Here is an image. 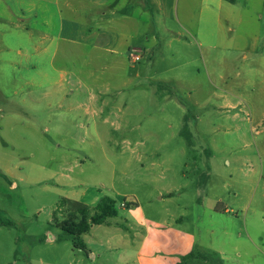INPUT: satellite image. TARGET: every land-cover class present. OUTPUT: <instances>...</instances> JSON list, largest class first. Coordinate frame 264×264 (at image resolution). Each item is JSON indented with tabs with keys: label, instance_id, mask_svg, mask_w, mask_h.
<instances>
[{
	"label": "rangeland",
	"instance_id": "rangeland-1",
	"mask_svg": "<svg viewBox=\"0 0 264 264\" xmlns=\"http://www.w3.org/2000/svg\"><path fill=\"white\" fill-rule=\"evenodd\" d=\"M200 1L167 19L152 0L157 31L146 16L124 57L65 58L62 43L54 74L52 55L0 53V219L16 223L0 224V264H87L57 226L65 197L108 196L119 217L137 200L160 217L167 188L182 189L172 214L204 250L184 264H264V8L254 0L259 29L250 14L219 30L198 21Z\"/></svg>",
	"mask_w": 264,
	"mask_h": 264
},
{
	"label": "crops",
	"instance_id": "crops-1",
	"mask_svg": "<svg viewBox=\"0 0 264 264\" xmlns=\"http://www.w3.org/2000/svg\"><path fill=\"white\" fill-rule=\"evenodd\" d=\"M131 1L133 2L130 0L125 2L123 0H0V53L14 50L18 58L23 59L20 63L31 61L32 53L37 57L42 53L45 56L52 55L54 74L59 73L53 64L62 43L68 47L64 51L65 58L71 55L69 54L71 50L85 55L90 49L95 53L110 55L112 58L115 55L124 57V42H127V39H135V35L131 36L127 32L135 31V28H138L142 20L148 16L152 19L149 21L151 23L146 19L147 24L152 27L151 31H157L153 20L161 11L156 5H151L152 0ZM153 1L155 4L159 3L162 14L167 19L170 17L169 10L171 12L175 9L178 13L180 3L177 2L180 0H164L165 6H162V0ZM260 1L264 8V0ZM51 6L52 14H49ZM262 7L255 8L254 0H202L198 3V21L204 23L207 20L219 30L223 27L231 30L235 26L249 25L251 14L254 15L252 20L259 29L263 19ZM126 15L129 22L128 31H124L121 27V22H126L123 18ZM196 38L200 41V45H203L202 36ZM257 43L253 42V45L257 46ZM21 45L24 50L20 48ZM262 58L264 60V57ZM13 63H11L12 68L16 69ZM223 101L227 105L226 100ZM217 105L219 109H223L221 103L217 102ZM227 164L231 165L230 162ZM227 182L228 180L226 186H228ZM179 191L182 189L167 188L166 192L159 193L160 217L149 214L136 200L134 203L137 206L129 209L127 215L119 217L118 212L115 222L110 220L112 224L94 226L91 232L85 235L86 253L75 248L72 253L75 256V252L83 253L87 264H179L190 254L204 251L198 243L197 233L182 227L179 223L182 219L172 214V208L179 207V202L184 196ZM187 195L190 198V192H187ZM65 198L95 208L103 196L99 195L89 202L71 197ZM117 221H122L124 224H117ZM101 227L116 232L106 230L98 232ZM90 237L95 240H90ZM61 264L78 263L73 261Z\"/></svg>",
	"mask_w": 264,
	"mask_h": 264
},
{
	"label": "trees",
	"instance_id": "trees-1",
	"mask_svg": "<svg viewBox=\"0 0 264 264\" xmlns=\"http://www.w3.org/2000/svg\"><path fill=\"white\" fill-rule=\"evenodd\" d=\"M68 202L67 213L64 219L57 223V226L66 233L73 237L74 248L83 252H87L85 235H88L94 226L104 225L109 219L118 216V210L116 208V202L108 197L104 196L97 206L94 208V212L91 215V208L78 201L66 200ZM136 207L134 202L130 205ZM91 215V216H90ZM0 224L14 226L15 222L6 219H0ZM185 257L179 264H184L191 256Z\"/></svg>",
	"mask_w": 264,
	"mask_h": 264
},
{
	"label": "built area",
	"instance_id": "built-area-1",
	"mask_svg": "<svg viewBox=\"0 0 264 264\" xmlns=\"http://www.w3.org/2000/svg\"><path fill=\"white\" fill-rule=\"evenodd\" d=\"M143 58V54L141 52H138L136 54L133 55V59L134 61H140ZM128 205L127 203H123V206Z\"/></svg>",
	"mask_w": 264,
	"mask_h": 264
}]
</instances>
